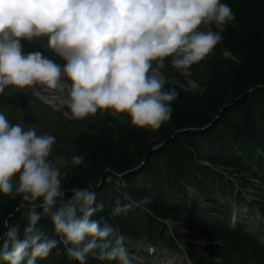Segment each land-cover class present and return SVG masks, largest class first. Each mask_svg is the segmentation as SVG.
<instances>
[{
  "label": "clouds",
  "instance_id": "9594fccd",
  "mask_svg": "<svg viewBox=\"0 0 264 264\" xmlns=\"http://www.w3.org/2000/svg\"><path fill=\"white\" fill-rule=\"evenodd\" d=\"M234 21L223 0H0V94L41 85L61 94L73 119L122 113L134 127L156 131L171 119L179 95L165 87L160 68L166 58L177 70L199 64ZM39 37H47L63 65L41 51L24 53L22 41ZM55 140L0 113V194L20 196L27 217L22 235L19 225L4 220L0 264H37L60 246L79 264H87L89 255L133 264L120 230L94 219L105 208L94 185L62 186L61 169L78 167L85 157L51 158ZM125 200L115 202L112 216L150 202L128 194ZM43 216L52 236L38 226Z\"/></svg>",
  "mask_w": 264,
  "mask_h": 264
},
{
  "label": "trees",
  "instance_id": "16d2710c",
  "mask_svg": "<svg viewBox=\"0 0 264 264\" xmlns=\"http://www.w3.org/2000/svg\"><path fill=\"white\" fill-rule=\"evenodd\" d=\"M223 2L232 8L234 23L223 30L222 41L209 57L187 68L205 79L204 93L192 96L174 88L179 95L172 105V117L156 131L117 127L109 120L88 122L76 146L79 155L85 157L84 164L76 167L62 186L70 190L93 184L97 201L105 205L94 219L103 218L102 223L106 221L118 228L134 242L181 253L177 247L180 238L167 239L168 229L161 221L183 222L205 240L217 244L206 247L182 244L183 255L191 264H264V249L259 242L223 228L220 218L225 208L219 203L248 191L249 182L254 179L262 185L257 187L260 202L255 205L264 217V0ZM212 30L218 31L214 26ZM45 43L47 37L22 41L24 52L41 51L63 65L59 56L44 48ZM224 53L233 56L236 62L225 58ZM169 60L166 58V66L171 65ZM165 87L173 88L167 84ZM228 106L231 107L216 121ZM186 129L196 131L180 133ZM140 167L141 171L132 173ZM107 169L111 170L108 175ZM225 169L232 172H223ZM129 172L132 174L127 178L117 177ZM234 175L247 176V183L237 185L224 178ZM192 191L207 198L218 216L200 211L197 197H190ZM125 194L136 200L149 197L150 202L143 205V210L137 208L126 216H112V206L117 200L127 202ZM7 204L0 208V233L7 230L3 226L7 219L9 224L19 225L22 235L27 217L21 197L10 195ZM191 206L201 212V219ZM38 226L53 235L47 216L41 218ZM43 262L37 261L79 264L67 257L63 246L54 249ZM87 264L117 262H102L89 255Z\"/></svg>",
  "mask_w": 264,
  "mask_h": 264
},
{
  "label": "rangeland",
  "instance_id": "374dc122",
  "mask_svg": "<svg viewBox=\"0 0 264 264\" xmlns=\"http://www.w3.org/2000/svg\"><path fill=\"white\" fill-rule=\"evenodd\" d=\"M215 27V26H214ZM216 28V27H215ZM217 29V28H216ZM219 30V29H218ZM46 50L53 52L47 47V44H43ZM23 51L24 48H23ZM28 53V52H24ZM54 53V52H53ZM224 57L230 59L233 62H236L235 58L228 53H224ZM238 63V62H237ZM155 66V62H153ZM161 74L166 78V84L173 88L179 89L192 96H201L204 93V80L197 74L190 73L187 68L182 70H177L171 65L163 66L160 68ZM66 89L70 86V81H65ZM6 94H0V113H3L6 119L11 124H19L24 130L34 129L37 135H53L56 137L55 143L53 145V154L51 158H54L56 155H63L67 160L70 161L72 155H79L77 152V143L78 139L82 137V134L86 131L87 123L95 120H109L115 126H128L132 127L135 130H139L130 123V119L126 114H117V113H108L106 112L103 115L97 114L96 117H88L83 120H76L71 117L70 111L67 109V106L61 102V94L54 90L46 89L41 85H33L31 87H26L25 89H12L8 91L6 88ZM67 92L64 93L66 95ZM249 95L251 94L248 93ZM226 112V111H225ZM224 112V113H225ZM223 113V114H224ZM223 116V115H222ZM221 116V117H222ZM220 117V118H221ZM219 118V117H217ZM219 118V119H220ZM217 121V120H216ZM212 127V126H211ZM210 127V128H211ZM145 130V129H141ZM151 131V130H145ZM194 129H186L180 133H192L195 132ZM152 132V131H151ZM145 163V162H144ZM143 163V166L145 165ZM204 164V163H203ZM205 166H209L205 164ZM210 167V166H209ZM76 167L72 166L70 163L61 169L63 173L62 182H64L69 176L72 175ZM139 169V168H138ZM222 169V168H220ZM141 171V167H140ZM220 171V170H219ZM232 172L231 169H225L223 172ZM137 173V172H136ZM127 178V177H126ZM224 178L228 179L229 182L235 184L247 183V176L243 175H234V178ZM117 179V178H116ZM245 179V180H244ZM244 180V181H243ZM120 182V181H118ZM121 183V182H120ZM245 185V184H244ZM246 186V185H245ZM249 188L247 193L251 201H257L258 191L257 187L262 185L252 179L249 182ZM244 190L245 187H242ZM192 191L189 195L191 198L195 195L199 200L198 209L204 212L206 215L214 213L213 209L210 208L211 203L206 202L207 198L199 197ZM246 192V191H245ZM66 195H71L67 193ZM190 198V199H191ZM10 202V195L5 196L0 194V208L7 206ZM190 208V207H189ZM192 209H194L191 206ZM194 209V210H198ZM241 213H245L244 209H241ZM248 212V210H247ZM250 212V211H249ZM249 215H246L248 217ZM251 220H254V217H250ZM215 223V220H211ZM164 226L167 227L168 233L165 236L167 239H172L176 241L177 238H180V244H177V247L180 250L174 249L172 251H165L161 254H158V258L161 259L159 264H190L187 261V258L183 255L184 246L182 244L206 247V246H216L215 242H211L202 238L201 234L198 231L188 228L186 225L173 221H161ZM176 245V244H175ZM125 246L127 247L130 255L133 257V264H145L144 260L139 259V254L141 250V244L134 243L130 240H125ZM150 253V252H149ZM47 261V258L44 259V262ZM212 261V260H211ZM43 262V263H44ZM38 264V263H37Z\"/></svg>",
  "mask_w": 264,
  "mask_h": 264
},
{
  "label": "water",
  "instance_id": "95a60500",
  "mask_svg": "<svg viewBox=\"0 0 264 264\" xmlns=\"http://www.w3.org/2000/svg\"><path fill=\"white\" fill-rule=\"evenodd\" d=\"M231 106L226 107L225 109H223V111L221 112L219 118L223 115V113L226 111V109L230 108ZM219 118H217V121L219 120ZM216 122V121H215ZM137 171V170H136ZM136 171H133V173H135ZM109 172H111V170L106 171V173L108 174ZM132 174V173H131ZM103 182V181H102Z\"/></svg>",
  "mask_w": 264,
  "mask_h": 264
},
{
  "label": "bare ground",
  "instance_id": "6f19581e",
  "mask_svg": "<svg viewBox=\"0 0 264 264\" xmlns=\"http://www.w3.org/2000/svg\"><path fill=\"white\" fill-rule=\"evenodd\" d=\"M227 111V110H226ZM145 164V163H144ZM137 170V171H136ZM136 170H134V171H136V172H139L140 171V168L139 169H136ZM135 172V173H136ZM110 173V172H109ZM132 173H133V171H132ZM131 174V172H129V173H126V174H123L122 176H117L118 178H124V177H126V176H128V175H130ZM108 175V174H107Z\"/></svg>",
  "mask_w": 264,
  "mask_h": 264
}]
</instances>
